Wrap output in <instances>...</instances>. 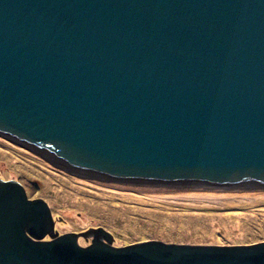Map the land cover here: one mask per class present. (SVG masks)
Listing matches in <instances>:
<instances>
[{"label": "water", "instance_id": "95a60500", "mask_svg": "<svg viewBox=\"0 0 264 264\" xmlns=\"http://www.w3.org/2000/svg\"><path fill=\"white\" fill-rule=\"evenodd\" d=\"M0 136L97 180L264 201V0H0ZM0 201V264H39L33 246L57 242L115 253L107 264H264V241L55 235L16 181L0 180Z\"/></svg>", "mask_w": 264, "mask_h": 264}, {"label": "rangeland", "instance_id": "374dc122", "mask_svg": "<svg viewBox=\"0 0 264 264\" xmlns=\"http://www.w3.org/2000/svg\"><path fill=\"white\" fill-rule=\"evenodd\" d=\"M65 168L0 136V179L18 182L27 199L46 203L55 235L101 227L114 247L147 241L221 246L264 241V201L210 203L144 180H97Z\"/></svg>", "mask_w": 264, "mask_h": 264}, {"label": "snow or ice", "instance_id": "6c2138e0", "mask_svg": "<svg viewBox=\"0 0 264 264\" xmlns=\"http://www.w3.org/2000/svg\"><path fill=\"white\" fill-rule=\"evenodd\" d=\"M8 209L0 201V221L7 214ZM62 245V242H57L56 245H34L33 247L41 249L37 259L39 264H81V259L89 257L93 264H107L108 260L115 255L106 249H88L81 251L73 245ZM250 249L246 255L253 256L256 253Z\"/></svg>", "mask_w": 264, "mask_h": 264}, {"label": "flooded vegetation", "instance_id": "af4514ba", "mask_svg": "<svg viewBox=\"0 0 264 264\" xmlns=\"http://www.w3.org/2000/svg\"><path fill=\"white\" fill-rule=\"evenodd\" d=\"M0 180H1V179H0ZM2 180H3V179H2ZM79 237H80V236H79ZM79 237H78L77 239H79ZM90 237H91V236H88L87 239H89ZM91 239H92V237H91ZM91 239H90L89 241H91ZM44 240H48V239H47V238H46V239L44 238ZM77 243H78V241H77ZM89 244H90V243H89ZM111 245H112V243H111ZM83 247H84V246H83ZM113 247H114V246H113Z\"/></svg>", "mask_w": 264, "mask_h": 264}, {"label": "bare ground", "instance_id": "6f19581e", "mask_svg": "<svg viewBox=\"0 0 264 264\" xmlns=\"http://www.w3.org/2000/svg\"><path fill=\"white\" fill-rule=\"evenodd\" d=\"M144 186V185H143Z\"/></svg>", "mask_w": 264, "mask_h": 264}]
</instances>
